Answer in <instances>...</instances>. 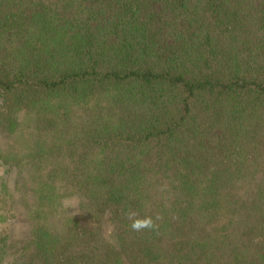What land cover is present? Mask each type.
Listing matches in <instances>:
<instances>
[{
    "label": "trees",
    "instance_id": "obj_1",
    "mask_svg": "<svg viewBox=\"0 0 264 264\" xmlns=\"http://www.w3.org/2000/svg\"><path fill=\"white\" fill-rule=\"evenodd\" d=\"M0 166V264H264V0H0Z\"/></svg>",
    "mask_w": 264,
    "mask_h": 264
},
{
    "label": "clouds",
    "instance_id": "obj_2",
    "mask_svg": "<svg viewBox=\"0 0 264 264\" xmlns=\"http://www.w3.org/2000/svg\"><path fill=\"white\" fill-rule=\"evenodd\" d=\"M136 214L130 213L129 219H132ZM153 221L150 217H146L143 219H133V222L131 224V228L134 231H141L143 229H151L153 227Z\"/></svg>",
    "mask_w": 264,
    "mask_h": 264
},
{
    "label": "rangeland",
    "instance_id": "obj_3",
    "mask_svg": "<svg viewBox=\"0 0 264 264\" xmlns=\"http://www.w3.org/2000/svg\"><path fill=\"white\" fill-rule=\"evenodd\" d=\"M3 170H4V168L0 166V176L3 175ZM20 170H21V174H19V175L16 176V180H17V181L15 182V185H16V186L19 185V184H21L22 181H23L24 179H26V177H27V175L25 174V167L21 166V167H20ZM17 192H18V188H16L14 194L18 195ZM1 229H2V228H1V226H0V230H1Z\"/></svg>",
    "mask_w": 264,
    "mask_h": 264
}]
</instances>
